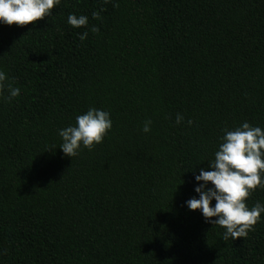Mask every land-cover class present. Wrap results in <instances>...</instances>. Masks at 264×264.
Here are the masks:
<instances>
[{
  "label": "trees",
  "instance_id": "obj_1",
  "mask_svg": "<svg viewBox=\"0 0 264 264\" xmlns=\"http://www.w3.org/2000/svg\"><path fill=\"white\" fill-rule=\"evenodd\" d=\"M0 70L21 90L0 102V264H264V219L224 241L185 204L222 129H264V0H61L0 23ZM89 107L113 128L66 156L58 130Z\"/></svg>",
  "mask_w": 264,
  "mask_h": 264
},
{
  "label": "clouds",
  "instance_id": "obj_2",
  "mask_svg": "<svg viewBox=\"0 0 264 264\" xmlns=\"http://www.w3.org/2000/svg\"><path fill=\"white\" fill-rule=\"evenodd\" d=\"M109 2L112 0H103L104 4ZM60 3L61 0H0V23L18 26L32 24L50 16L52 9ZM113 6L117 5L113 3ZM92 18L100 19L99 12H93ZM67 23L74 28L86 29L77 33L81 41L88 37L89 31L99 32L98 27L89 26V19L85 15L69 13ZM20 92V88L13 86L7 74L0 70V102H10ZM183 122L184 116L177 113L175 123L180 125ZM151 124V120L144 121L140 130L149 133ZM187 124L191 126L193 121L189 119ZM112 128L109 111L89 107L75 117L74 124L58 130L62 141L59 148L66 156L76 157L82 148L91 151L95 145L102 143ZM222 133L214 159L208 161L207 169L201 168L195 176L198 184L194 191L198 198L193 197L185 204L189 210H199L206 223L223 228L224 241L229 238L246 239L249 232L254 231L255 225L264 219V203L257 201L251 207L246 203L253 191L264 190V129L244 121L233 129H222Z\"/></svg>",
  "mask_w": 264,
  "mask_h": 264
}]
</instances>
